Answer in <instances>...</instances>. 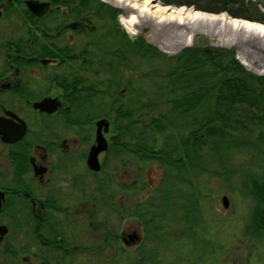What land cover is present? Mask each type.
I'll use <instances>...</instances> for the list:
<instances>
[{
	"label": "flooded vegetation",
	"instance_id": "flooded-vegetation-1",
	"mask_svg": "<svg viewBox=\"0 0 264 264\" xmlns=\"http://www.w3.org/2000/svg\"><path fill=\"white\" fill-rule=\"evenodd\" d=\"M129 55V41L94 2L0 0V255L16 250L11 255L24 264H94L135 248L131 264H210L177 249L168 259L164 239L189 235L130 230L125 181L116 203L122 217L108 199L94 197V176L106 168L113 141L107 138L102 168L94 171L88 155L96 120L116 125L117 114L108 117L111 75L125 77ZM94 103L108 113L95 121ZM100 200L121 227L98 219ZM82 225L88 233L77 232ZM22 235L26 247L14 248Z\"/></svg>",
	"mask_w": 264,
	"mask_h": 264
},
{
	"label": "trees",
	"instance_id": "trees-1",
	"mask_svg": "<svg viewBox=\"0 0 264 264\" xmlns=\"http://www.w3.org/2000/svg\"><path fill=\"white\" fill-rule=\"evenodd\" d=\"M89 1L94 2V9L110 17L118 30L120 9L103 0ZM163 1L196 5L214 12L227 11L236 17L264 22L261 13L254 15L247 12L244 0H203V7L197 0ZM129 51V57L162 56L168 59L170 65L163 72H157L156 67L147 71L149 77L159 73V80L154 81V91L149 87L150 95L145 101L139 97L131 98L129 107L115 101L114 111L119 119L115 122L116 134L107 154L114 152L122 158L128 154L123 164L136 157L142 161L156 160L165 167L160 183L150 187L157 196H150L129 207L130 215L142 219L147 233H196L201 222L200 207L188 199L178 203L177 197L188 198L189 192H175L170 177L175 175L182 183H188L185 171L192 168L204 170L199 151L208 143L207 140H210V146L218 156L231 157L237 151L261 157L264 165V74L248 69L237 58L233 48L209 43L186 46L177 54L170 55L148 43L143 36H138L129 40ZM120 53L122 56V51ZM113 75H116L114 70ZM152 131L162 132L163 139L151 137L149 132ZM257 179H254L250 189L257 205L248 227H251L249 233L264 236V181ZM97 181L101 186L102 180ZM124 186L122 183L121 187ZM122 188L120 192H123ZM118 194L119 191L110 193L112 200L109 202L122 217L121 206L115 201ZM195 196V203H198L199 197ZM178 208H181L178 210L180 215L175 213ZM170 215L184 226L181 231L164 222ZM15 251L10 250L9 253L13 255Z\"/></svg>",
	"mask_w": 264,
	"mask_h": 264
},
{
	"label": "rangeland",
	"instance_id": "rangeland-1",
	"mask_svg": "<svg viewBox=\"0 0 264 264\" xmlns=\"http://www.w3.org/2000/svg\"><path fill=\"white\" fill-rule=\"evenodd\" d=\"M103 1L114 8L120 9L117 15V21L120 25L118 26V30H120L121 34L126 36L128 41L137 39L138 36H143L148 43L170 55L177 54L186 46L209 43L233 48L237 58L240 60L237 55V47L238 50H240L239 43H236L235 41L233 44L227 41L229 34L228 29L226 34L216 33L214 35H207L204 31H199L194 33L190 43H183L178 46H168L153 36L151 32L152 27L171 24L175 27L190 28L193 25L199 26L203 23H195V21L168 23V21H157V19L150 20L148 16L141 14L139 20L134 24L127 25L123 21V18L127 16L125 8L120 4L114 3L115 1L113 0ZM152 1V8L155 5L168 7L170 9L184 7L187 10L191 9L194 12L199 11L209 15H225L226 22L221 23L227 26L230 18H240L264 25V22L246 17H236L227 11L214 12L199 8L200 6L198 7L196 5L168 4L163 0ZM197 2L201 7L205 5L203 0H197ZM244 2L248 13L256 15L259 12L264 15V0H244ZM237 32L244 34L240 29ZM248 48L249 51L254 49V47L249 46ZM240 55L242 58H245L241 51ZM262 59L264 60V57ZM246 60L247 64L243 63L241 60L240 61L251 71L258 74H264L263 61H251L247 58ZM169 65L168 59L163 58L162 56L151 58H145L138 55L130 56L129 61H127V66H124V68H127L125 77L111 75L117 82L116 88V82H114L113 85L115 101L117 100V103H123L124 101L123 104L126 107H129L131 98L135 99L136 97H139L145 101L148 95H150L149 89L151 88L149 87H152L154 91V86H156L154 81L159 80V73L158 75H151L149 77L147 71L156 67L157 72H163ZM123 88H125L124 91L120 92ZM149 113L155 114V112ZM107 114L106 106L94 103V121L98 119V117ZM114 114L115 111L113 112L111 109L108 117L112 119ZM144 121H147L145 117ZM116 129L117 128L115 126L113 127V124H111L109 131L105 133L106 138L114 136L116 134ZM149 134L157 140L163 139L162 132L152 131L149 132ZM207 141L208 143L201 149V151H199L201 162L205 166L204 170L192 168L190 171H185L187 176L186 181H188V183H182L178 176L173 175L170 177L175 186V192H189L187 193L188 198L178 196L177 202L182 204L185 202L184 199H188V201L193 204H196L197 206L199 205L201 210V222L197 226L196 230L198 231L196 233H183L184 235L189 236L190 234H194L190 237L187 236L181 239H164L168 245V259H174L173 255H176L179 252L184 255L189 254L190 256L198 257L197 259L199 262L208 260L210 264H264V236H257L253 233H249L251 227H248L249 221L253 219V209L257 205V200L255 196L251 194L250 189L253 188L254 179L259 178L257 180L260 182L264 181L263 159L261 157H256L255 155L252 157L248 154L245 155L243 153H238L237 151L236 154L231 157H226L224 155L218 156V154H216L211 148L210 140ZM127 156L128 154L124 155L122 158L121 155H116L114 152H110L107 155V165L105 170L100 171L97 177L94 176V197L111 201L112 198L108 194L119 191L115 201H122L124 197L120 190L124 181L126 184L130 185V188L128 189L130 194L125 201L130 207H133L135 203H141L143 200L145 201V199H148L150 196H157L154 190L150 189V187H156L160 183L162 176L166 172L165 167L156 160L142 161L136 157H131L125 164H123V160H125ZM103 157L104 153H100L99 159L102 160ZM97 180H102L101 186ZM137 186H140V188L137 189ZM224 194L228 195L230 199V205L228 207H224L221 201V197ZM195 195H198L199 197L198 203H195L197 198ZM102 203L104 202L100 200L98 206V219L109 220V222L106 223L116 229L121 227V219L115 211L112 210L111 207L103 206ZM180 209L181 208H178L176 210V215H180V211H178ZM125 222L129 224L128 228L130 230L137 229L139 233H147L145 225L143 224L144 222L141 218L135 215H130L129 219ZM164 222L172 224L171 226L174 230L181 231L184 228V226L181 225L173 215L168 216V219ZM78 228V233H88L86 226L82 225L78 226ZM13 243L16 246H14V248L19 249L22 246H25L27 241L23 236L19 241H14ZM201 249L204 250L205 255H202L203 253H201ZM134 250L137 249L131 248L128 250L129 252L123 258L112 259L105 256L102 258H94V264H131L135 257L133 255ZM172 250H174V252ZM0 264L24 263L21 258H15L9 252L3 250L0 255Z\"/></svg>",
	"mask_w": 264,
	"mask_h": 264
},
{
	"label": "bare ground",
	"instance_id": "bare-ground-1",
	"mask_svg": "<svg viewBox=\"0 0 264 264\" xmlns=\"http://www.w3.org/2000/svg\"><path fill=\"white\" fill-rule=\"evenodd\" d=\"M114 3L120 4L127 11V16L123 18L127 25L134 24L141 14L149 17L150 20L168 21V23H185V22H200L201 25H193L192 27H175L171 24L154 26L151 32L154 37L168 46H178L183 43H190L194 33L204 31L207 35L226 34L227 29L229 34L227 41L229 43H239L237 47V55L243 63L247 64V59L263 61L264 57V30L261 23H256L240 18H230L229 24L223 25L221 22H226L225 15H209L203 12L187 10L184 7L170 9L160 5H155L153 8L152 0H113ZM112 1V2H113ZM240 29L242 33L237 31ZM238 33V34H237ZM249 47L254 49L249 51ZM247 48V49H246ZM240 51L245 56L242 58Z\"/></svg>",
	"mask_w": 264,
	"mask_h": 264
},
{
	"label": "water",
	"instance_id": "water-1",
	"mask_svg": "<svg viewBox=\"0 0 264 264\" xmlns=\"http://www.w3.org/2000/svg\"><path fill=\"white\" fill-rule=\"evenodd\" d=\"M109 129L110 121L107 118L102 117L96 120L95 141L88 155V164L91 168H94V171H99L102 168L99 154L102 151H106L109 147L108 139L105 136V132H108ZM221 201L224 207L230 205V199L226 194L222 195ZM134 235L135 233L132 232L131 237Z\"/></svg>",
	"mask_w": 264,
	"mask_h": 264
},
{
	"label": "snow or ice",
	"instance_id": "snow-or-ice-1",
	"mask_svg": "<svg viewBox=\"0 0 264 264\" xmlns=\"http://www.w3.org/2000/svg\"><path fill=\"white\" fill-rule=\"evenodd\" d=\"M262 27V30H264V26H261Z\"/></svg>",
	"mask_w": 264,
	"mask_h": 264
}]
</instances>
